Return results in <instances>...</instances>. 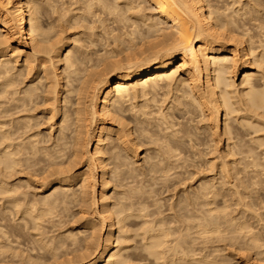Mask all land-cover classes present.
<instances>
[{"label":"bare ground","instance_id":"obj_1","mask_svg":"<svg viewBox=\"0 0 264 264\" xmlns=\"http://www.w3.org/2000/svg\"><path fill=\"white\" fill-rule=\"evenodd\" d=\"M0 264H264V0H0Z\"/></svg>","mask_w":264,"mask_h":264}]
</instances>
